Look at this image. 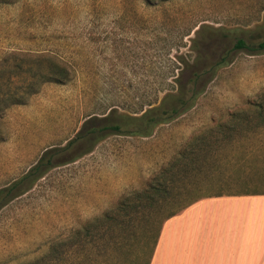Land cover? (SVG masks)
<instances>
[{
	"label": "rangeland",
	"instance_id": "obj_1",
	"mask_svg": "<svg viewBox=\"0 0 264 264\" xmlns=\"http://www.w3.org/2000/svg\"><path fill=\"white\" fill-rule=\"evenodd\" d=\"M238 39L243 46L236 47ZM263 41L264 0L0 3V94L28 87L17 90L22 103L0 113V264H48L52 257L58 264H143L149 245L144 254L137 243L102 251L106 234H80L81 240L96 238L97 247L63 237L141 189L187 145H193L192 172L209 178L212 191L263 189L264 131L256 127L264 116H252L250 134L216 128L229 111L253 115L246 101L264 89ZM37 53L57 56L66 80L45 81L30 56ZM180 89L193 96L191 107L157 123L150 135L100 139L97 181H74L73 164L65 163L109 132L99 131L103 116L122 130H137L142 113L175 104ZM108 145L111 160L104 157ZM81 161L87 168L88 155ZM65 185L69 193H62ZM53 243L59 247L55 256L44 258Z\"/></svg>",
	"mask_w": 264,
	"mask_h": 264
},
{
	"label": "trees",
	"instance_id": "obj_2",
	"mask_svg": "<svg viewBox=\"0 0 264 264\" xmlns=\"http://www.w3.org/2000/svg\"><path fill=\"white\" fill-rule=\"evenodd\" d=\"M11 2H14V0H0V3ZM196 25L197 23L193 24L189 28V31L184 35H188ZM243 44L244 41L238 39L236 47L243 46ZM194 46L190 45L189 47L195 48ZM260 47L264 48V41ZM30 56L33 58L35 66L40 69L41 73L39 72V74H42L45 81L63 82L66 80L68 76L67 70L57 56L51 53H37ZM176 58L184 62L180 55H177ZM12 65L17 66L16 63H12ZM29 68H33L32 65H29ZM170 86L172 87L173 85H169V87ZM17 88L18 89H11V87H9L6 91L0 94V113L12 104L23 102L24 98L21 94H23V92L25 93L28 87H26L25 84ZM19 89H22L23 92L21 93L17 91ZM181 90L182 89H180V94L175 96V104H171L167 108H162V105L153 106L142 113V115H140L142 127L137 130H122L120 122L110 123L109 117L103 116L101 120L104 124L99 128V131L108 130L109 132L105 131L104 133H100L97 135L95 141L97 142L112 133L121 134L122 132H130L138 133L143 136L150 135L152 128L157 123L167 121L173 118L174 115L182 113L184 110L192 106V103H188V101L191 100L193 96L186 97ZM260 91L264 93V89ZM246 103L248 108L253 110L251 111L253 114L250 115L251 117L247 116L245 111H229L226 116L227 118L217 124V130H220L227 135H233L235 131L240 130L250 132L251 129L249 123L252 116H264V94L249 99ZM148 105H151V103H148ZM122 117L124 116L120 115V118ZM87 123L88 122H85V124ZM94 130L91 129V132ZM212 131L215 130L212 129ZM197 139L196 143L200 138ZM224 142L225 144H229L232 141L231 138H229L227 141H223V144ZM192 152L193 145H187L182 149H179L166 163L159 167L141 189L130 192L127 194L128 196L122 195L113 208L87 220L80 228L69 230L68 235L63 237V242L77 243V245L78 243H93L96 238L89 237L88 239L84 236V240H81L80 234L90 236H93L92 234H94V236H97L98 234L103 236L106 234L108 235L107 239L102 240L103 242L101 243L102 251H105L103 248L106 246V248H112V250L124 248L129 250L131 247L130 245L137 243L142 250L149 245L147 257L143 263L147 264V258L153 250L161 225L166 218L176 214L189 203L203 196L218 195L222 192L221 190L212 191L208 186L209 180L207 179L209 178H201L200 174L192 172V165L194 166L195 161V159L193 161V158L191 157ZM95 243L99 242H94V244ZM95 246L96 244L94 247ZM67 247L68 249L70 248V246ZM57 248H59L57 247V243L51 244L48 247L47 252L44 254V258L47 256H55ZM67 251L68 250L65 249L62 255H67ZM38 261L39 260L36 259L33 262ZM33 262L29 263L27 261L21 264H33ZM47 263L58 264L54 257L50 258Z\"/></svg>",
	"mask_w": 264,
	"mask_h": 264
},
{
	"label": "crops",
	"instance_id": "obj_3",
	"mask_svg": "<svg viewBox=\"0 0 264 264\" xmlns=\"http://www.w3.org/2000/svg\"><path fill=\"white\" fill-rule=\"evenodd\" d=\"M262 94L259 90L248 97ZM263 125L256 130L264 131ZM97 143L65 163L73 164L74 181H97L102 161ZM85 155L87 168L79 163ZM113 155V145H108L104 157L111 160ZM63 191L69 193L68 185ZM147 259V264H264V188L222 191L189 203L163 221Z\"/></svg>",
	"mask_w": 264,
	"mask_h": 264
}]
</instances>
